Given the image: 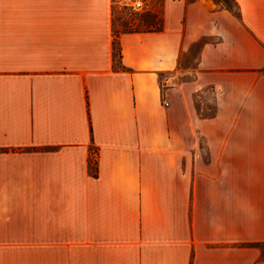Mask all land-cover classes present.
I'll use <instances>...</instances> for the list:
<instances>
[{
    "label": "crops",
    "instance_id": "0c3cea01",
    "mask_svg": "<svg viewBox=\"0 0 264 264\" xmlns=\"http://www.w3.org/2000/svg\"><path fill=\"white\" fill-rule=\"evenodd\" d=\"M235 2L163 0L116 55L114 0H0V264H264V0Z\"/></svg>",
    "mask_w": 264,
    "mask_h": 264
},
{
    "label": "rangeland",
    "instance_id": "374dc122",
    "mask_svg": "<svg viewBox=\"0 0 264 264\" xmlns=\"http://www.w3.org/2000/svg\"><path fill=\"white\" fill-rule=\"evenodd\" d=\"M143 3V8L135 10L132 7L125 6L124 0H114V33L120 34L121 32L131 31L135 28H139V20L141 16L145 15L148 11H158L162 14L163 0H139ZM217 4L221 6L224 4L236 8L234 0H215ZM222 4H221V3ZM215 39H202L197 42L191 49L190 52L182 58V63L186 66L193 67L196 64V60L200 49L206 43H213ZM210 95H204L203 97L208 98ZM264 249V246H262Z\"/></svg>",
    "mask_w": 264,
    "mask_h": 264
},
{
    "label": "trees",
    "instance_id": "16d2710c",
    "mask_svg": "<svg viewBox=\"0 0 264 264\" xmlns=\"http://www.w3.org/2000/svg\"><path fill=\"white\" fill-rule=\"evenodd\" d=\"M221 3V2H220ZM236 8H232L226 4L223 3L222 7L230 11L236 18L240 19V10L238 4L235 2ZM222 4V3H221ZM139 28H135L131 31H125L130 33H148V32H160L163 30L164 27V21L163 16L158 11H148L145 15L141 16L139 22ZM116 38L114 40V50L116 51V55H119V49L117 46V36L118 34H115ZM96 175V173H94Z\"/></svg>",
    "mask_w": 264,
    "mask_h": 264
},
{
    "label": "built area",
    "instance_id": "2783aa9c",
    "mask_svg": "<svg viewBox=\"0 0 264 264\" xmlns=\"http://www.w3.org/2000/svg\"><path fill=\"white\" fill-rule=\"evenodd\" d=\"M124 5L132 7L135 10H140L143 8V3L139 0H124Z\"/></svg>",
    "mask_w": 264,
    "mask_h": 264
}]
</instances>
